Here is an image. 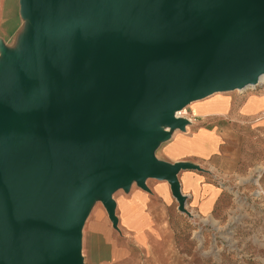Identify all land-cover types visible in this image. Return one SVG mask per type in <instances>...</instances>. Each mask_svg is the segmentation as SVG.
<instances>
[{
  "label": "water",
  "instance_id": "water-1",
  "mask_svg": "<svg viewBox=\"0 0 264 264\" xmlns=\"http://www.w3.org/2000/svg\"><path fill=\"white\" fill-rule=\"evenodd\" d=\"M19 6L27 38L0 59V264H80L89 197L116 227L113 189L132 181L146 191V179L165 180L186 212L178 172L203 170L153 152L189 124L176 111L264 75V0ZM38 106V134L22 147L33 133L12 128Z\"/></svg>",
  "mask_w": 264,
  "mask_h": 264
},
{
  "label": "crops",
  "instance_id": "crops-1",
  "mask_svg": "<svg viewBox=\"0 0 264 264\" xmlns=\"http://www.w3.org/2000/svg\"><path fill=\"white\" fill-rule=\"evenodd\" d=\"M28 32L29 27L20 14L19 0H0V59L3 49L19 51ZM261 95L264 93H238L228 95L229 101L201 106V112L194 115L196 119L184 131L172 132L168 139L160 141L159 158L166 163L189 162L203 170L178 172L185 204L192 211L208 216L219 209L224 193L213 180L226 173V169H235L246 162L247 158L241 154L242 138L246 134L240 133V129H264V100L248 104L251 97ZM210 99L199 100L197 105ZM188 110L193 111L191 106ZM145 185L149 190L140 189L131 182L127 189H118L113 196L121 236L128 248L144 256L143 260L134 258L132 264H183V254L177 245L180 211L171 188L165 180L148 179ZM100 242L101 250L93 260L88 246L85 247L86 263L117 264L119 252L112 247L106 233H102Z\"/></svg>",
  "mask_w": 264,
  "mask_h": 264
},
{
  "label": "rangeland",
  "instance_id": "rangeland-1",
  "mask_svg": "<svg viewBox=\"0 0 264 264\" xmlns=\"http://www.w3.org/2000/svg\"><path fill=\"white\" fill-rule=\"evenodd\" d=\"M25 22L29 26L28 22ZM237 94L238 91L214 94L204 104L197 105L201 101L194 102L181 110L186 111L185 115L191 119L196 113L201 112V106L207 107L214 101H229L228 95ZM8 97L9 93L0 83V102ZM251 98L248 104H255L264 100V95ZM190 106L192 112L188 110ZM42 119L43 117L31 129L32 136L25 139L20 146L23 147L36 138ZM176 131L181 130L175 129L172 132ZM240 133L246 134L242 138L241 154H244L247 160L243 165L239 164L240 167L226 169V173L213 180L218 187H222L224 193L219 209L208 216L192 211L188 205H185L186 212L180 211L177 218L179 225L177 245L183 254V264H264V129L247 127L240 129ZM158 146L153 155L161 162L164 160L159 158ZM118 189L122 187L116 186L113 189L112 199ZM105 212L99 198L95 194L91 195L86 204L79 235L80 264H87L84 258L86 246L92 260L101 250L102 233L107 234L112 247H116V251L119 252L117 264H132L134 258L143 260L142 253L133 252L128 248V244L121 236L118 223L114 227Z\"/></svg>",
  "mask_w": 264,
  "mask_h": 264
},
{
  "label": "bare ground",
  "instance_id": "bare-ground-1",
  "mask_svg": "<svg viewBox=\"0 0 264 264\" xmlns=\"http://www.w3.org/2000/svg\"><path fill=\"white\" fill-rule=\"evenodd\" d=\"M264 78V75H261L259 76V80L258 81H261L262 79ZM225 92H233V91H221V92H218V93H213L212 95H209L207 97H211L213 96L214 94H219V93H225ZM206 97V98H207ZM205 99V98H204ZM199 100L197 101H192L190 102L191 103H194V102H198ZM189 105V104H188ZM183 110V109H182ZM41 111H42V106H38L35 108V110H33L32 112H30L29 114H27V116H25L24 118H22L21 120H19V122L16 124V125H19V126H16L14 125L13 126V130H20V128H25L26 130L28 131H25L23 132V134L25 136H30L32 134V131L31 129L34 127L35 123L40 120V117H41ZM186 112V111H184ZM158 129H166L167 126H165L162 122H160L159 124H157ZM11 129V130H12ZM10 132V131H9Z\"/></svg>",
  "mask_w": 264,
  "mask_h": 264
},
{
  "label": "built area",
  "instance_id": "built-area-1",
  "mask_svg": "<svg viewBox=\"0 0 264 264\" xmlns=\"http://www.w3.org/2000/svg\"><path fill=\"white\" fill-rule=\"evenodd\" d=\"M248 91H250V92H252V91H258V92H262V91H264V78H263L261 81H258L256 84H253L252 86H249V87H247V88H245V89H243V90H241V91H238V93L244 94V92H247V93H248ZM181 111H182V110H180V111H176L175 116H176V117L185 118V119L189 122V124H190L193 120H195L196 117L192 116V118L189 119V118L185 115L184 111H182V112H181ZM180 112H181V113H180ZM262 116L264 117V112H263ZM189 124H187V125H189ZM187 125H186V127H187Z\"/></svg>",
  "mask_w": 264,
  "mask_h": 264
}]
</instances>
